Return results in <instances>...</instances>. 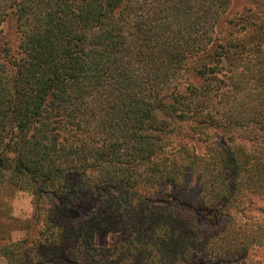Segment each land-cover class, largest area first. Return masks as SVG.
<instances>
[{
	"label": "trees",
	"instance_id": "16d2710c",
	"mask_svg": "<svg viewBox=\"0 0 264 264\" xmlns=\"http://www.w3.org/2000/svg\"><path fill=\"white\" fill-rule=\"evenodd\" d=\"M254 1L232 21L242 29L223 34L233 0H0V34L12 20L21 37L18 51L0 45V186L32 193L40 224L0 247L9 264H254ZM110 232L125 241L97 247Z\"/></svg>",
	"mask_w": 264,
	"mask_h": 264
},
{
	"label": "rangeland",
	"instance_id": "374dc122",
	"mask_svg": "<svg viewBox=\"0 0 264 264\" xmlns=\"http://www.w3.org/2000/svg\"><path fill=\"white\" fill-rule=\"evenodd\" d=\"M254 0H233V3L224 17L222 32L233 33L242 29L241 23L232 26L236 17L242 15H250ZM238 21V20H237ZM235 21V22H237ZM239 34V33H237ZM20 34L17 30L16 23L12 20L6 21L2 26L0 34V45L8 41L9 45L18 51L20 43ZM196 80V79H195ZM255 203L264 205L259 199ZM35 214V206L33 204V195L28 191L18 190L12 186H0V235H4L5 239L0 240V247L7 242H15L28 235V229H32L33 234L40 228V224L33 223ZM33 223L32 225L30 223ZM36 224V225H35ZM33 226V227H31ZM125 241V234L119 232H110L97 234L94 242L99 248L115 247ZM254 264H264V253H255L250 255ZM0 264H9L8 260L0 254Z\"/></svg>",
	"mask_w": 264,
	"mask_h": 264
}]
</instances>
